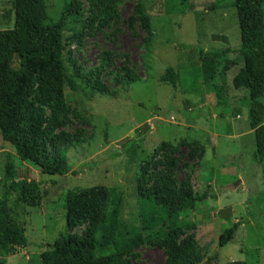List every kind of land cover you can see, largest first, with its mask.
Segmentation results:
<instances>
[{
  "label": "rangeland",
  "instance_id": "1",
  "mask_svg": "<svg viewBox=\"0 0 264 264\" xmlns=\"http://www.w3.org/2000/svg\"><path fill=\"white\" fill-rule=\"evenodd\" d=\"M78 1L80 14L67 19L65 30L68 42L78 35L66 50L68 113L56 132L62 148L70 145L71 172L41 173L21 160L0 132V198L13 182L40 183L38 205L21 203L17 195L10 198L28 246L8 257L7 264H41L42 253L68 233V197L88 201L92 191L104 188H118L122 195L120 239L138 236L144 194L161 183L162 172L174 185L175 197L194 172L198 190L209 186L216 196L180 216L189 225L181 239L196 238L199 264H264V160L255 158L256 138L243 100L248 93L232 87L239 68L228 72L224 80L232 106L221 118L224 109L217 108L198 53L240 48L234 0H116L108 18L91 0ZM14 2L0 0V30L14 28ZM46 2L47 24L59 22L65 0ZM141 11L151 19L149 46ZM228 57L242 60L233 52ZM168 69L176 72L175 84L162 80ZM42 98L35 94L31 100L40 105ZM46 113L51 116L50 107ZM183 140L178 152H156L162 143L177 146ZM236 222L240 227L233 239L220 247L222 233ZM86 229L87 224L72 233L83 236ZM114 251L110 247L98 253ZM124 264H166V252L145 244L124 257Z\"/></svg>",
  "mask_w": 264,
  "mask_h": 264
},
{
  "label": "trees",
  "instance_id": "2",
  "mask_svg": "<svg viewBox=\"0 0 264 264\" xmlns=\"http://www.w3.org/2000/svg\"><path fill=\"white\" fill-rule=\"evenodd\" d=\"M115 1L91 0L107 18L114 11ZM14 3V28L0 30V132L21 160L31 162L41 173L65 176L71 172L67 158L70 145L62 148L57 143L56 132L65 125L68 113L66 50L78 37L75 34L68 42L65 30L67 19L77 17L81 5L78 0H65L62 19L55 24H47L46 0H15ZM233 6L237 10L241 30L240 48L216 53L200 49L198 53L205 81L215 90L217 108L224 109L219 114L221 118H225V110L232 106L224 77L239 68L232 87L248 93L243 100L249 109L250 126L256 138L255 158L262 162L264 0H234ZM139 16L147 34L145 44L149 46L153 36L150 16L142 11ZM231 52L239 54L242 60L229 58L228 53ZM128 77L135 80L133 76ZM176 78L175 70L168 69L162 80L175 84ZM35 94L43 96L39 100L40 105L31 100ZM48 107L51 108L50 117L46 113ZM184 143L183 140L174 146L165 142L156 152H178ZM161 177V183L144 194L141 233L129 239L119 237L123 199L118 188H104L101 193L92 191L88 201L69 196L66 204L68 233L61 235L51 249L42 253L41 264H124V257L145 244L164 248L166 264H199L198 241L192 235L181 239L189 225L184 224L180 216L216 196L210 194L209 186L204 187L203 192L198 190L200 181L195 172L183 182L176 197L169 176L162 172ZM39 187L40 183L36 181L13 182L0 198V264H7L8 257L28 246L26 229L13 217L10 198L17 195L21 203L38 205ZM86 224L83 236L72 233L76 227ZM239 227V222H236L222 233L220 247L230 243ZM110 247L114 253H98Z\"/></svg>",
  "mask_w": 264,
  "mask_h": 264
},
{
  "label": "water",
  "instance_id": "3",
  "mask_svg": "<svg viewBox=\"0 0 264 264\" xmlns=\"http://www.w3.org/2000/svg\"><path fill=\"white\" fill-rule=\"evenodd\" d=\"M241 183H242V181L239 180L237 183H235L233 186H231V188H232L233 190L238 189V187L241 185Z\"/></svg>",
  "mask_w": 264,
  "mask_h": 264
},
{
  "label": "crops",
  "instance_id": "4",
  "mask_svg": "<svg viewBox=\"0 0 264 264\" xmlns=\"http://www.w3.org/2000/svg\"><path fill=\"white\" fill-rule=\"evenodd\" d=\"M254 132V131H253Z\"/></svg>",
  "mask_w": 264,
  "mask_h": 264
}]
</instances>
